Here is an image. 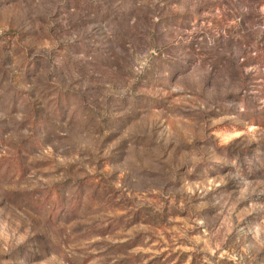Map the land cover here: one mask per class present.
I'll list each match as a JSON object with an SVG mask.
<instances>
[{
    "label": "rangeland",
    "instance_id": "obj_1",
    "mask_svg": "<svg viewBox=\"0 0 264 264\" xmlns=\"http://www.w3.org/2000/svg\"><path fill=\"white\" fill-rule=\"evenodd\" d=\"M0 264H264V0H0Z\"/></svg>",
    "mask_w": 264,
    "mask_h": 264
}]
</instances>
